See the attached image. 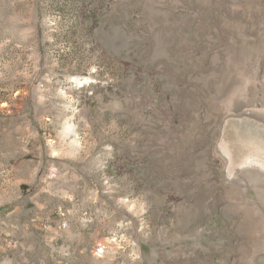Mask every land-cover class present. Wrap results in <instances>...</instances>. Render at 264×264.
<instances>
[{
	"label": "rangeland",
	"instance_id": "obj_1",
	"mask_svg": "<svg viewBox=\"0 0 264 264\" xmlns=\"http://www.w3.org/2000/svg\"><path fill=\"white\" fill-rule=\"evenodd\" d=\"M0 264H264V0H0Z\"/></svg>",
	"mask_w": 264,
	"mask_h": 264
}]
</instances>
